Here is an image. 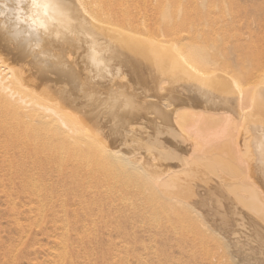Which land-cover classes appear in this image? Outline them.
<instances>
[{
  "label": "bare ground",
  "instance_id": "obj_1",
  "mask_svg": "<svg viewBox=\"0 0 264 264\" xmlns=\"http://www.w3.org/2000/svg\"><path fill=\"white\" fill-rule=\"evenodd\" d=\"M74 1L72 7L64 0H54L49 13L54 24L40 34V42L46 44L49 34L50 38L53 35L54 39H67L84 66L88 65V49L94 58L104 47L131 58L128 66L138 67L136 72L143 69L145 80L138 85L134 74L129 81L141 89L138 91L157 95L155 101L160 104L153 113L162 123L178 114L180 104L193 103L203 113L199 126L191 125L189 132L198 136L193 139L195 144L207 148L192 159L199 162L197 174L205 179L200 180L195 190L180 185L179 172L149 173L142 158L120 153L129 143L117 149L113 141L106 140V135L96 137L90 133L84 118L67 105L54 102L49 95L51 90L41 87L29 68L0 55V62H6L4 67L0 66V138L9 142L5 145L18 149L21 159H26L23 153L32 148L33 171L35 166L41 169L44 161L51 166L52 159L63 154L74 160L78 171H87L83 177L75 176L79 182L99 176V171L111 163L125 177L144 180L147 185L144 190L152 193L151 198H146L145 211L165 215L174 225L173 232L176 226L182 229L180 264H264V120L263 114L260 115L264 112V3L248 9L238 6L237 0H212L214 4L218 2L216 6L210 0H180V6L171 11V5H166L168 0H97V10L90 14L83 0ZM237 7L241 10L236 11ZM0 35L16 44L6 33ZM49 44L54 45V41ZM234 58L240 61L241 72H233L226 81L235 85L239 82L237 78H250L260 82V88L238 87L228 94L229 98L204 97L202 88L210 89L218 80L214 70L219 62ZM102 62L104 65L97 66L99 61H93L97 74L105 75L111 65L104 59ZM251 69L254 72L249 73ZM242 72L248 75L241 76ZM98 82L105 83L106 75L98 78ZM55 95L58 100V93ZM118 96L123 101L117 100L115 109L122 118L124 113L129 116L122 127L133 131L132 118L140 114L138 108L142 104L125 92ZM229 114L238 119L237 124ZM118 135L124 136L121 132ZM175 139L180 141V136L175 135ZM137 144L146 149L163 147L150 138ZM160 148L161 154L173 155ZM96 151L102 152L105 163L98 162L97 168H90L84 160L94 162L92 156H97ZM29 177L32 181L33 175ZM212 201L223 212V217L221 213L214 215L220 216L223 224L206 223L209 213L201 207ZM178 211L176 220H171L170 213ZM91 220L95 219L91 216ZM155 227L162 229L160 224ZM60 250L61 253L64 249Z\"/></svg>",
  "mask_w": 264,
  "mask_h": 264
},
{
  "label": "rangeland",
  "instance_id": "obj_2",
  "mask_svg": "<svg viewBox=\"0 0 264 264\" xmlns=\"http://www.w3.org/2000/svg\"><path fill=\"white\" fill-rule=\"evenodd\" d=\"M252 1L237 0L238 6L248 9L253 4L264 3V0ZM64 2L72 7L75 5L74 0ZM96 4L97 0H83L90 14L97 10ZM166 5H171L172 11L180 6V0H168ZM241 8L237 7L236 11ZM225 14L230 19V15ZM88 15L85 13V16ZM0 36V55L3 59H10L29 68L37 78V83L51 90L49 95L54 102L67 105L68 109L78 112V116L84 118L90 133L96 137L106 135L105 139L113 141L117 149L129 143L121 154L125 153L134 159L142 158L146 169L153 175L179 172L180 185L198 190L204 176H198L199 162L192 158L207 147L195 144L193 139L198 136L189 132L191 125L201 122L200 113H203L193 103L180 104L178 114L162 123L156 120L153 113L157 104H160L155 101L157 95L149 91L140 92L138 90L141 89H136L129 81L135 74V82L143 84L145 71L142 69L136 72L138 67L128 66L132 59L118 51L104 47L99 49V55L94 58L88 49V65L84 66L79 61L76 49L67 39H54L53 35L51 39L49 34L47 45L42 43L40 49L46 56L40 58L39 52H29L24 44L9 43L5 35ZM48 40L54 41V45L49 44L51 42ZM103 59L111 66L105 72L106 82L101 84L98 78L105 75L97 74L93 61H99L96 64L101 66L104 65ZM3 61L0 66L6 64ZM239 63L235 58L220 61L218 69L214 70L218 80L210 89L208 86L202 88L204 97L229 98L228 94L236 92L238 87L241 90L250 89L249 86L259 89L261 83L250 78H237L239 82L235 85L226 81L233 72L239 73ZM250 72H254L253 69ZM243 74L241 76L248 75ZM122 92L142 104L138 108L140 114L132 118L135 122L133 131L122 127L129 120L128 114L124 113L122 118L115 109L118 107L116 101H123L118 96ZM262 114L264 120L263 111ZM229 116L237 124L238 119ZM118 132L124 134L125 139L119 138ZM175 135L180 136V141L175 139ZM145 138L158 140L163 147L151 146L146 149L139 146L137 141ZM6 143L9 142L0 138V264H180L182 229L176 226V232H173L171 229H175L174 225L165 215L145 211L148 202L146 198H151L152 193L144 190V186L147 187L144 180L125 177L117 170L116 164L111 163L114 166L109 164L108 168L99 171V176L87 177L85 182H79L75 176L83 177L87 171H78L74 160L63 154L54 157L51 166L44 161L41 169L35 166L33 171L34 163L30 159L33 149L25 151L23 155L27 158L21 159L18 149L12 150L13 147ZM159 148L173 155L161 154ZM97 152V156L90 155L96 159L94 162L87 163L84 160L86 166L97 168L98 162L105 163L102 152ZM84 169L87 168L84 166ZM30 175H33L32 181ZM32 191L36 194H32ZM212 202L211 206L201 207L198 204L209 213L205 217L206 223L215 221L223 224L220 216L214 217L220 213L222 216L223 212L218 211L217 204ZM84 212L86 219H90L85 220ZM180 212L184 211L181 209ZM180 212H171L169 218L175 221ZM91 216L95 220H91ZM156 224H160L163 230H157ZM61 248L64 250L60 253Z\"/></svg>",
  "mask_w": 264,
  "mask_h": 264
},
{
  "label": "clouds",
  "instance_id": "obj_3",
  "mask_svg": "<svg viewBox=\"0 0 264 264\" xmlns=\"http://www.w3.org/2000/svg\"><path fill=\"white\" fill-rule=\"evenodd\" d=\"M54 0H0V33H6L15 43H22L29 52H40L41 33L54 24L49 13Z\"/></svg>",
  "mask_w": 264,
  "mask_h": 264
}]
</instances>
